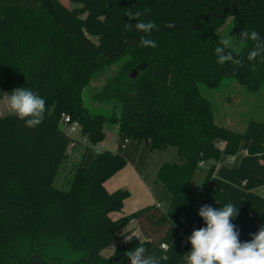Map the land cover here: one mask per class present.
Listing matches in <instances>:
<instances>
[{
    "label": "trees",
    "instance_id": "1",
    "mask_svg": "<svg viewBox=\"0 0 264 264\" xmlns=\"http://www.w3.org/2000/svg\"><path fill=\"white\" fill-rule=\"evenodd\" d=\"M71 2L78 7L67 9L58 0H0V100L15 88L46 100L38 127H27L14 114L0 118V264H130L124 253L139 243L149 253L166 254L161 264H181L189 248L184 240L205 226L193 188L199 172L202 206L233 203L239 239L250 241L264 226V193L257 191L264 189V122H250L241 133L219 126L204 92L221 89L225 81L249 94L264 87V57L249 61L253 42L239 37L243 29L255 30L264 45V0ZM129 11L158 25L146 37L156 48L140 45L146 34L137 31ZM229 19L242 44L240 51H230L242 63L221 66L215 48ZM113 67L93 94L113 111L94 112L83 93ZM64 116L93 146L105 140V125L111 123L119 136L150 151L175 148L182 164L165 163L157 173L172 196L168 208L150 205L114 219L111 214L123 212L129 191L109 192L105 183L127 160L109 151L86 167L84 148L71 164L68 187H58L72 160L69 148L77 144L60 128ZM241 148L247 153L239 165H220ZM131 221L144 240L133 238L118 246L116 256H103Z\"/></svg>",
    "mask_w": 264,
    "mask_h": 264
},
{
    "label": "clouds",
    "instance_id": "2",
    "mask_svg": "<svg viewBox=\"0 0 264 264\" xmlns=\"http://www.w3.org/2000/svg\"><path fill=\"white\" fill-rule=\"evenodd\" d=\"M148 9H145V13ZM130 20H136L137 31L146 34L140 38L142 47L156 48L157 44L152 39L146 38L158 25L153 21L140 20V12H127ZM131 29V24L126 25ZM242 43L253 42V48L249 51L247 59L255 61L257 57H264V45L260 43V35L255 30L243 29L239 33ZM233 47L231 37H221L219 46L215 48L217 63L223 66L225 63L240 65L242 62L236 59L230 49ZM225 49H228L225 52ZM3 101L11 114L23 120L27 127L35 128L43 123L46 112V100L38 93L27 88H15L10 93L3 95ZM231 162V161H229ZM239 209L233 203L228 202L219 208L203 205L198 212L205 226L192 231L188 237L191 251L185 253V264H264V226L256 233H251V240L241 242L240 232L232 221L238 216ZM133 238L139 240L136 232L124 237L125 243H130ZM161 248L167 252L169 245L163 244ZM130 264H161L167 261L168 256L149 253L143 244L124 253Z\"/></svg>",
    "mask_w": 264,
    "mask_h": 264
},
{
    "label": "rangeland",
    "instance_id": "3",
    "mask_svg": "<svg viewBox=\"0 0 264 264\" xmlns=\"http://www.w3.org/2000/svg\"><path fill=\"white\" fill-rule=\"evenodd\" d=\"M65 8L67 9H74L77 8V5H74L71 0H58ZM230 19L226 22L225 26L220 30L221 37L229 36L233 41V48L237 51H240L242 44L239 43L234 35L231 33L230 27ZM114 71H116V67H113L108 71L106 74L101 75L97 80H94L92 85L88 87L83 93V99L85 106L94 110V112L110 114L113 111V107L109 104H100L93 100V94L101 87L102 84L106 82V79L113 75ZM224 86L217 90V91H205L204 95L207 99H209L213 103L214 108V120L215 123L219 126H223L234 130L235 132H244L245 129L248 127L250 122H264V87L262 90L257 94H249L245 90H243L240 86H237L235 82L225 81ZM7 115H11L9 110L4 105L3 99L0 100V118L5 117ZM105 140L99 144L98 146H93L88 142H84L78 132L70 133L69 136L72 137L77 144L71 145L69 148L70 157L72 160L68 162L67 167L61 172L59 178L56 181V185L61 188H67V179L69 178V173L71 170V164L76 163L80 160V156L83 153L84 148L88 149L87 155L85 157V165L91 166L92 162L94 161L95 157L92 161L90 159L94 154H97V151L100 147H115L118 145L119 135L117 133V127L111 123H107L105 125ZM129 142L128 147L134 146L133 142ZM246 151L241 148V151L238 153V161H236V166L239 165L241 159L244 155H246ZM99 154V153H98ZM225 158V157H223ZM223 162L224 159L222 160ZM203 167H205L203 165ZM204 174L199 172L198 176L196 177L195 181L193 182V188L198 191L199 186L203 180ZM259 193H262V190H257ZM136 194V193H135ZM204 195L197 194V200L200 201V205H202ZM129 208V206H128ZM164 208V207H163ZM197 208H199L197 206ZM127 210V206H126ZM138 210V209H136ZM135 210V211H136ZM133 212V211H132ZM129 212L128 214L132 213ZM192 233V232H191ZM191 235V234H190ZM118 236V235H117ZM142 239V236H141ZM120 241V243H119ZM115 242H118L117 248L120 244H122L120 238H117ZM113 243V242H112ZM111 245V244H110ZM109 245V246H110ZM116 246V245H115ZM185 246H189L188 252L191 251V245L187 244ZM108 248V247H107ZM106 248V249H107ZM116 249L112 248L113 253L110 255L107 252L103 251L102 254L106 258H112L116 256ZM115 250V251H114ZM181 264H185V257L182 260Z\"/></svg>",
    "mask_w": 264,
    "mask_h": 264
},
{
    "label": "crops",
    "instance_id": "4",
    "mask_svg": "<svg viewBox=\"0 0 264 264\" xmlns=\"http://www.w3.org/2000/svg\"><path fill=\"white\" fill-rule=\"evenodd\" d=\"M128 141L133 142L123 136H119L117 146L100 147L97 151V154L103 151L122 154L127 160V167L120 170L105 183V187L109 192H114L118 189L129 191V197L124 201L123 212L111 214L114 219H118L122 214H128L129 212H134L136 209H141L150 205L161 206L166 210L172 196L170 192L164 188V185L157 180V173L160 167L165 163L182 164L175 148L169 147L164 150L150 151L147 147L139 146L135 142H133L134 146L128 147ZM97 154H94L90 161H92ZM223 159L226 161L227 157ZM221 163L225 162L221 161ZM85 166L88 167V165ZM132 232L137 233L139 240H144V236L139 230L136 221H131L125 228L120 230L117 233V237L120 238L123 243L126 234H131ZM117 245L118 242L116 243L113 241L105 250L107 254L109 253L108 255H110V253H113L112 248L116 249Z\"/></svg>",
    "mask_w": 264,
    "mask_h": 264
},
{
    "label": "built area",
    "instance_id": "5",
    "mask_svg": "<svg viewBox=\"0 0 264 264\" xmlns=\"http://www.w3.org/2000/svg\"><path fill=\"white\" fill-rule=\"evenodd\" d=\"M60 128L68 136H69L70 133H74V132H78L79 133V125L77 123H75V122L73 123L68 116H64L62 118L61 124H60ZM85 141L86 140H84V142ZM221 146H222V144H220V148H222ZM237 157H238V155L237 156H233V157H227L226 162L225 163H221L220 162V165H226V166H231V167L232 166H236V161H238ZM229 161H231V162H229ZM201 167H203V164H201ZM261 190L264 193V189L261 188ZM204 193L205 192H204L203 188L201 186H199L197 194L198 195H204ZM200 203H201L200 201H196L195 202V205L198 206L199 209L202 207V205H200ZM183 244L184 245L190 244V243H188V238H186L184 240Z\"/></svg>",
    "mask_w": 264,
    "mask_h": 264
},
{
    "label": "water",
    "instance_id": "6",
    "mask_svg": "<svg viewBox=\"0 0 264 264\" xmlns=\"http://www.w3.org/2000/svg\"><path fill=\"white\" fill-rule=\"evenodd\" d=\"M116 259H118V258H116Z\"/></svg>",
    "mask_w": 264,
    "mask_h": 264
}]
</instances>
